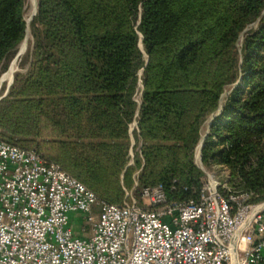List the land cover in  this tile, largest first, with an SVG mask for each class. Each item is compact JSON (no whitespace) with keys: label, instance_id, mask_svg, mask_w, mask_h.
Wrapping results in <instances>:
<instances>
[{"label":"trees","instance_id":"trees-1","mask_svg":"<svg viewBox=\"0 0 264 264\" xmlns=\"http://www.w3.org/2000/svg\"><path fill=\"white\" fill-rule=\"evenodd\" d=\"M25 4L0 0V67L26 37ZM32 31L24 87L57 138L51 157L35 149L100 199L122 203L134 185L139 199L158 184L199 189L194 149L214 116L203 161L264 200V0H38Z\"/></svg>","mask_w":264,"mask_h":264},{"label":"built area","instance_id":"built-area-1","mask_svg":"<svg viewBox=\"0 0 264 264\" xmlns=\"http://www.w3.org/2000/svg\"><path fill=\"white\" fill-rule=\"evenodd\" d=\"M220 187L209 177L174 196L158 184L110 203L0 139V264H264V200Z\"/></svg>","mask_w":264,"mask_h":264},{"label":"rangeland","instance_id":"rangeland-1","mask_svg":"<svg viewBox=\"0 0 264 264\" xmlns=\"http://www.w3.org/2000/svg\"><path fill=\"white\" fill-rule=\"evenodd\" d=\"M38 11V0H26L25 18L28 24L25 39L19 45L16 53L11 57L6 67H0V139L12 140L22 145L37 148L44 155L51 157L54 153V137L53 126L51 120L44 115V110L39 104V97L26 89V78L33 71L34 61V34L32 31V22ZM13 70L9 77L5 75ZM142 72L140 71V77ZM233 87V86H232ZM230 86L228 91L232 90ZM142 79L139 81V89L136 94V100L141 101L142 95ZM213 117L206 121L202 130L203 138L206 139L210 124ZM137 128V122L134 121L130 125V131ZM202 138V140H203ZM202 140L194 149V161L197 167L202 171L201 181L207 180L209 177L220 183L223 192L235 189L232 178L231 168L226 164H207L202 159ZM135 145V139H132ZM140 152V146L136 149L130 148L128 165H135V155ZM138 171L134 173L137 176ZM234 180V179H233ZM137 181H135L136 184ZM129 191L137 199L138 188L136 185L132 188L124 189L122 201L126 198V192ZM78 223H74L76 232L79 231Z\"/></svg>","mask_w":264,"mask_h":264},{"label":"bare ground","instance_id":"bare-ground-1","mask_svg":"<svg viewBox=\"0 0 264 264\" xmlns=\"http://www.w3.org/2000/svg\"><path fill=\"white\" fill-rule=\"evenodd\" d=\"M12 71H13V70H11L10 72H8V73L5 75V77L8 78ZM203 144H204V138H203V140H202V145H201V146H203Z\"/></svg>","mask_w":264,"mask_h":264},{"label":"water","instance_id":"water-1","mask_svg":"<svg viewBox=\"0 0 264 264\" xmlns=\"http://www.w3.org/2000/svg\"><path fill=\"white\" fill-rule=\"evenodd\" d=\"M205 140V139H204Z\"/></svg>","mask_w":264,"mask_h":264}]
</instances>
